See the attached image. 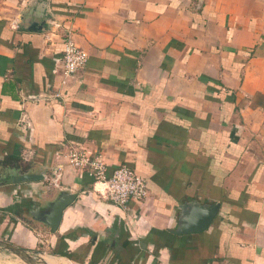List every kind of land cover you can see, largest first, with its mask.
<instances>
[{
  "label": "crops",
  "instance_id": "obj_1",
  "mask_svg": "<svg viewBox=\"0 0 264 264\" xmlns=\"http://www.w3.org/2000/svg\"><path fill=\"white\" fill-rule=\"evenodd\" d=\"M68 32L88 57L70 78ZM71 148L146 197L104 200ZM62 191L50 233L31 213ZM190 202L219 212L174 235ZM0 241L47 264H264V0H0Z\"/></svg>",
  "mask_w": 264,
  "mask_h": 264
},
{
  "label": "built area",
  "instance_id": "obj_2",
  "mask_svg": "<svg viewBox=\"0 0 264 264\" xmlns=\"http://www.w3.org/2000/svg\"><path fill=\"white\" fill-rule=\"evenodd\" d=\"M62 70L66 78L82 71L87 62V54L80 49L70 32L63 40ZM68 164L74 169L89 173L101 188L95 190L104 200L116 206H125L131 201H142L147 195L144 178L133 169L119 166L107 175L105 163L99 156H91L85 151L71 148L67 153Z\"/></svg>",
  "mask_w": 264,
  "mask_h": 264
},
{
  "label": "water",
  "instance_id": "obj_3",
  "mask_svg": "<svg viewBox=\"0 0 264 264\" xmlns=\"http://www.w3.org/2000/svg\"><path fill=\"white\" fill-rule=\"evenodd\" d=\"M42 179L41 175H22L13 178V181L14 183H22ZM75 198V194L62 191L54 201L49 203L47 209L34 211L31 215L35 221L46 225L50 233H55L61 222L63 211L74 202ZM219 208L218 203L202 205L198 202H190L185 204L181 209L179 224L172 233L181 236L205 231L216 218ZM0 249L16 256L25 264H47L29 252L3 241H0Z\"/></svg>",
  "mask_w": 264,
  "mask_h": 264
},
{
  "label": "rangeland",
  "instance_id": "obj_4",
  "mask_svg": "<svg viewBox=\"0 0 264 264\" xmlns=\"http://www.w3.org/2000/svg\"><path fill=\"white\" fill-rule=\"evenodd\" d=\"M33 252L34 253H30L32 256L44 261L42 254L36 253V252H39L38 249H36ZM0 264H25V263H23L16 256H13L12 254L8 253L4 249H0ZM52 264H57V263H52Z\"/></svg>",
  "mask_w": 264,
  "mask_h": 264
}]
</instances>
